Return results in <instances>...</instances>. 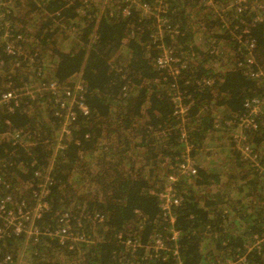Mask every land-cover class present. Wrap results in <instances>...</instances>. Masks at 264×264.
<instances>
[{
    "label": "trees",
    "instance_id": "trees-1",
    "mask_svg": "<svg viewBox=\"0 0 264 264\" xmlns=\"http://www.w3.org/2000/svg\"><path fill=\"white\" fill-rule=\"evenodd\" d=\"M0 2V34L10 21L12 38L22 37V54L0 46V101L21 94L0 102V198L32 206L47 182L50 209L38 224L53 229L67 214L88 238L71 248L57 238L29 241L26 264H176L171 252L151 248L157 233L174 247L171 226L183 264H264V240L255 245L264 237V124L248 132L257 163L236 145L237 125L227 124L264 94V77L253 75L264 71V21L225 10L227 0ZM163 47L173 59L166 66L157 63ZM49 80L72 93L81 81L89 113L73 107L69 134L65 95L25 93ZM177 95L187 106L182 118ZM207 153L213 159L196 176L179 175L185 157ZM170 174L181 197L173 224L163 220L158 194ZM24 235L5 236L4 254L16 258ZM131 237L135 249L125 243Z\"/></svg>",
    "mask_w": 264,
    "mask_h": 264
},
{
    "label": "built area",
    "instance_id": "built-area-1",
    "mask_svg": "<svg viewBox=\"0 0 264 264\" xmlns=\"http://www.w3.org/2000/svg\"><path fill=\"white\" fill-rule=\"evenodd\" d=\"M209 3H212V0H209ZM228 6V7H227ZM2 4L0 2V9ZM145 9H148V6L145 5ZM225 10H229L236 14H245L246 16H250L252 14L255 15L254 19L259 21H264V1L261 0H230V4L226 5ZM223 21L228 22L229 18L226 14L219 13ZM159 31H162V27L165 24L164 19H159ZM10 21L3 22L5 32L0 34V46H3V51L9 55H19L22 54V49L20 46H17L18 42L22 41L21 35L14 37L13 28L10 26ZM246 32V29H243ZM7 40H10L7 42ZM245 47L249 49L253 48L254 41H245ZM173 59L170 56V51L167 48L163 47L162 52L160 53L157 63L160 66L169 65ZM247 62L250 64L254 63V58L249 57ZM4 62L0 61V65H3ZM255 77H259L263 79L264 71L261 69H257L253 72ZM11 77V75H10ZM76 84V90L74 93L68 89H63L60 87L56 81L49 80L44 82L43 84H34L25 87V93L30 96L44 95V94H54V95H65V99L63 100L62 106L67 107L68 115L71 116V119L62 127L63 134L70 133V125L74 121L76 116V111L74 110V106L78 105L80 111L87 115L89 113V107L86 103H84L81 98L83 95L80 94V90L82 89L81 81ZM84 91V90H83ZM24 93V92H23ZM79 94V95H78ZM21 94L16 90H11L2 95V100L0 102H4L7 104L11 103V100L14 98H18ZM179 104L175 106L174 114L178 117L182 118L184 112H186L187 106L184 104V98L181 95H177ZM244 108H246L245 113H243L238 120L232 119L227 122L229 125H237V129H234V136L236 141V145L238 147H242L241 151L243 155L248 158L252 163H257L258 154L254 152L251 146L248 143V132L255 131L258 129L260 124H264V94L261 96H255L250 99H247L244 102ZM12 109V107H10ZM185 131H183L184 133ZM11 137L15 140V142H19L22 140V133L19 131H14L11 133ZM242 142V143H241ZM246 144V145H245ZM62 147L63 145L60 144ZM201 163L197 162V159L191 158L189 156L185 157L182 163L178 166L179 175L194 177L198 174V169ZM177 180V176L175 174H170L167 177V181L164 186L159 190L158 194L161 199V209L163 214V220L170 224H173L175 221L174 215V206H177L181 203V197L177 194L174 188V182ZM5 182L0 178V187L4 185ZM49 183L44 182L40 184V194H34L36 197V202L34 205L29 206L26 202L16 201L13 194H3L0 198V264H26V260L24 257V252L26 249H29V241H33V243H38L41 241L43 237H51L57 238L63 244H68L71 248L72 244L78 242L77 240L88 241V238L82 235H78L77 232L73 230V226L69 223V216L67 214H63L61 218V224L56 226L53 229H48L46 227H42L39 225V220L43 217V215L49 211L50 204L47 200V193L49 192L48 188ZM13 187V189H18ZM17 190V191H18ZM152 193H157L156 189H152ZM100 219H103L101 217ZM170 236L169 239L175 242L173 248H171L167 244V238L162 236V233H157L153 236L152 246L155 251H167L171 252L175 256L176 264H183V260L181 259L180 252L178 249L177 239L180 236V231L176 229L174 226L168 228ZM24 233L27 235L26 244L20 248L18 251V255L13 257L12 254H4V250L2 248V239L5 236H9L11 234L18 237L19 235ZM25 236V235H24ZM119 238H122V235H118ZM166 238V239H164ZM264 240V237L255 236V245L259 246L260 243ZM125 243L130 245L134 249L138 246V240L133 237L126 239ZM32 246V245H30ZM148 249L150 247H147Z\"/></svg>",
    "mask_w": 264,
    "mask_h": 264
},
{
    "label": "rangeland",
    "instance_id": "rangeland-1",
    "mask_svg": "<svg viewBox=\"0 0 264 264\" xmlns=\"http://www.w3.org/2000/svg\"><path fill=\"white\" fill-rule=\"evenodd\" d=\"M229 4H230V1H229L228 5H229ZM227 7H228V6H227ZM205 12H207V10H203V11H202V13H205ZM197 21H199V20H197ZM217 26H219V25H217ZM216 29H217V27H216ZM27 53H28V52H27ZM228 65H231V64L229 63ZM232 134L234 135V131L232 132ZM219 145H224V146H226L227 144H221V143H219ZM207 151H208V150H207ZM205 153H206V152H205ZM212 159H213L212 156L209 155V154L207 153V154H202V157H197V162H198V163H201L200 166L202 167V166H204L205 164H208V162L210 163ZM163 164L166 165L165 163H163ZM149 167H153V165H152V166H149ZM161 172H163L161 169H158V170H157V173H158V174H161Z\"/></svg>",
    "mask_w": 264,
    "mask_h": 264
},
{
    "label": "crops",
    "instance_id": "crops-1",
    "mask_svg": "<svg viewBox=\"0 0 264 264\" xmlns=\"http://www.w3.org/2000/svg\"><path fill=\"white\" fill-rule=\"evenodd\" d=\"M230 0H227V3L229 2Z\"/></svg>",
    "mask_w": 264,
    "mask_h": 264
},
{
    "label": "flooded vegetation",
    "instance_id": "flooded-vegetation-1",
    "mask_svg": "<svg viewBox=\"0 0 264 264\" xmlns=\"http://www.w3.org/2000/svg\"><path fill=\"white\" fill-rule=\"evenodd\" d=\"M133 1H135V0H133Z\"/></svg>",
    "mask_w": 264,
    "mask_h": 264
}]
</instances>
